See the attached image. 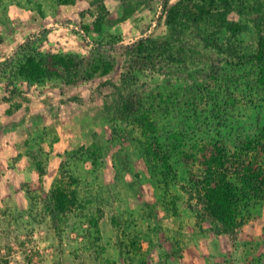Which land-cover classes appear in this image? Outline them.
Listing matches in <instances>:
<instances>
[{"label":"rangeland","instance_id":"obj_1","mask_svg":"<svg viewBox=\"0 0 264 264\" xmlns=\"http://www.w3.org/2000/svg\"><path fill=\"white\" fill-rule=\"evenodd\" d=\"M163 1L0 0V64L29 37L45 51L85 57L99 56L102 45L116 59L109 75L73 85L49 80L28 88L19 79L21 92L14 96L0 69V264H264V199L251 206L237 233L219 232L199 215L181 161H175L177 174L162 175L146 157L139 130L109 110L114 89L105 81L119 79L120 47L167 32L159 20ZM245 1L259 5L264 16V0ZM101 3L110 22L96 31ZM250 17L254 13L232 17L251 27L240 37L246 47L255 41ZM208 32L195 29L188 41L204 44L200 34ZM218 39L227 46L228 32ZM203 52L189 70L138 74L135 87L159 97L148 99L156 105L160 132L186 120L205 141L259 133L264 102L249 79H239L244 69L213 49ZM201 85L210 89L200 92L193 111L188 91ZM159 92L180 101L183 112L163 103ZM62 175L71 176L77 201L56 213L52 190Z\"/></svg>","mask_w":264,"mask_h":264},{"label":"trees","instance_id":"obj_2","mask_svg":"<svg viewBox=\"0 0 264 264\" xmlns=\"http://www.w3.org/2000/svg\"><path fill=\"white\" fill-rule=\"evenodd\" d=\"M127 10L133 11L130 6ZM107 13L105 4L101 3L93 22L94 30L101 31L104 24L110 22ZM249 13H254L250 21L255 24V41L253 46L246 47L240 37L251 27L232 17ZM159 20L167 30L163 35H142L129 44L121 45L125 57L119 79L105 81L114 89L109 110L116 119L139 130L146 157L162 175L177 174L175 161L180 160L199 206V215L213 223L219 232L235 234L243 226L245 214L251 206L264 199V128L255 135L248 134L244 139L236 138L231 142L225 139L202 140L198 129L186 120L175 121L179 122L176 130L171 127L169 133L160 132L155 116L156 105L148 99L156 101L158 95L147 94L135 85L138 74L142 72L165 74L174 66L189 70L190 63L205 55V47L224 54L229 65L243 68L245 72L239 79H249L264 102V16L261 7L249 5L245 0H177L174 3L164 0ZM83 28L87 33L91 31L89 25H83ZM205 28L210 32L200 34L204 44L188 41L189 34L195 29L202 31ZM224 31L230 37L227 46L218 39V34ZM36 41L37 38H27L10 58L0 64L1 72L8 74L7 85L12 96L21 92L16 84L19 79L26 81L28 88L49 80L73 85L99 75L107 76L116 68L115 57L101 51L102 45L97 49L99 56L85 57L45 51L41 45H36ZM220 61L212 63L211 75L218 73ZM194 73L189 76L194 77ZM209 74L206 73L207 76ZM204 88L210 89L208 85H201L188 91L187 107L197 111V98ZM159 96L163 103L183 112L181 102H174L173 96L170 95L168 101L161 92ZM225 101L232 105L230 97ZM157 107H162V104ZM193 119L198 127V117ZM70 177L62 175L54 184L52 204L56 213H65L76 206L77 192Z\"/></svg>","mask_w":264,"mask_h":264}]
</instances>
